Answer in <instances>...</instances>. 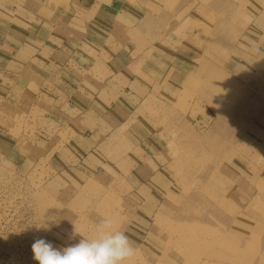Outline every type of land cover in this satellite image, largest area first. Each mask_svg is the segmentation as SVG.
<instances>
[{
	"label": "crops",
	"instance_id": "0c3cea01",
	"mask_svg": "<svg viewBox=\"0 0 264 264\" xmlns=\"http://www.w3.org/2000/svg\"><path fill=\"white\" fill-rule=\"evenodd\" d=\"M219 20L231 22L232 37L222 38ZM0 58L3 79L16 89L34 81L41 102L23 128L35 138L19 141L20 160L12 164L22 171L44 161L45 182L56 191L104 187L102 212L115 217L116 230L148 263L197 261L198 206L176 175L180 133L175 137L167 124L204 70L264 93V0H0ZM199 100L189 102L200 111L190 108L178 123L203 129L212 123L211 109L201 111ZM258 123L223 150L204 184L216 198L214 213L220 207L211 224L233 232L242 217L239 264H264V127ZM54 139L61 141L51 147ZM251 205L259 216L248 211ZM172 218L177 259L170 252L165 259L164 224ZM248 218L259 227L257 238ZM58 221L55 247L78 243L75 226ZM215 239L232 257L233 234Z\"/></svg>",
	"mask_w": 264,
	"mask_h": 264
},
{
	"label": "rangeland",
	"instance_id": "374dc122",
	"mask_svg": "<svg viewBox=\"0 0 264 264\" xmlns=\"http://www.w3.org/2000/svg\"><path fill=\"white\" fill-rule=\"evenodd\" d=\"M221 22L222 20H219L218 26L221 27L219 32L222 33V38L232 37L234 31L230 25L231 22L227 24ZM2 63L0 58V264H38L33 258L32 244L36 239L43 238L55 246L56 234L61 232L56 226L57 223L59 224L58 220H61L60 223L63 226L66 223L75 226L74 231L76 230L85 238H95L97 225L105 218L113 221L114 230L118 223L113 215L102 212L104 210L103 203H99L101 196L106 194L104 187L98 185L96 190L85 189L78 194L65 190L56 191L50 187L49 182H45L47 172L44 161L36 167L33 166L22 171L12 164L14 160H20L16 149L19 146V141L21 143L25 141V136L30 139L35 138L33 132L27 135L25 134L27 130L24 131L23 128L28 118L27 113L39 109L36 106H40L41 102L38 99L37 85L34 81L28 87H23L18 84L19 78L13 76L11 81L18 82L17 89L7 79L5 81L1 71ZM7 77L5 76V78ZM241 83L242 81L231 82L222 75L220 70L211 72L204 70L197 77L196 83L188 88L184 97L180 98V113L171 117L172 122L167 124L168 127L174 128L172 131H174L175 137L178 131L180 133L178 140L182 147L176 145L174 147L173 159L178 167H175V171L177 176L182 177L180 181L181 185H185L184 193L189 187L190 199L193 200L192 205L198 206L196 217L203 223L196 220L198 222L194 224L193 233L203 239L200 241V250L198 248L196 251L195 249L192 251L199 254L197 261L188 262L183 255L185 261H173L166 264L219 262L239 264L242 261L243 236L240 233L241 230L240 232L237 230L240 229L242 217L239 216L238 220L236 218L240 207L235 205L233 209L235 220H237V223L235 222L236 231L222 229L218 226L219 222L216 223L218 225L211 224L209 220H216L214 216H217L220 207L218 212L214 213L215 208L218 207L215 204L216 198L205 191L204 186L208 180L210 181V176L216 169V163L220 160L221 153L226 147L232 144L236 145L246 129H257L259 119L264 127V116H259L264 111V93L256 85ZM19 88L22 90L20 91ZM196 96L201 98L199 100L202 103L201 111L210 113L211 109L213 114L212 123L206 125L205 129L187 120L185 123H178V120L182 119L181 113L187 112L190 108H193V111L197 110V108L191 107L189 102ZM175 104V108L179 106L178 101ZM178 127L181 129H177ZM183 127L184 129H182ZM57 141L60 143L61 140L54 139L50 143L51 147H55ZM51 152L52 150L47 152L46 159L50 157ZM18 153H21V150ZM114 200L115 198L111 199L112 205L114 202L117 203ZM107 208L111 209V206H107ZM262 209L264 210V206H261ZM248 211H253L255 216H259L256 206L251 205ZM223 216L225 217V215ZM260 218L264 220V212ZM248 219H246V223L253 227L252 230L255 229L253 235L257 238L255 234L259 227L255 226L250 218ZM176 221L173 218L167 219L164 224L166 239H169L170 243L167 246L165 259L168 258V252L177 259L174 254L177 247L170 239L178 234L177 229L173 226ZM44 222L51 225L49 231L38 229ZM161 225L163 226V223ZM228 233L233 234L234 239L237 240L234 243L233 256H228L230 258L225 255L226 244L219 243L215 239L223 238L224 240ZM186 249L189 247L187 246ZM189 252L186 251V253ZM216 252H222L224 255L217 256ZM229 252L231 251L229 250ZM126 264L150 263L135 251V255Z\"/></svg>",
	"mask_w": 264,
	"mask_h": 264
},
{
	"label": "clouds",
	"instance_id": "9594fccd",
	"mask_svg": "<svg viewBox=\"0 0 264 264\" xmlns=\"http://www.w3.org/2000/svg\"><path fill=\"white\" fill-rule=\"evenodd\" d=\"M51 225L43 223L45 231ZM95 238L82 237L78 243L56 248L43 238L36 239L32 244L33 258L38 264H126L135 255V249L128 236L113 229L111 219H103L96 228Z\"/></svg>",
	"mask_w": 264,
	"mask_h": 264
},
{
	"label": "bare ground",
	"instance_id": "6f19581e",
	"mask_svg": "<svg viewBox=\"0 0 264 264\" xmlns=\"http://www.w3.org/2000/svg\"><path fill=\"white\" fill-rule=\"evenodd\" d=\"M55 247V246H54Z\"/></svg>",
	"mask_w": 264,
	"mask_h": 264
}]
</instances>
